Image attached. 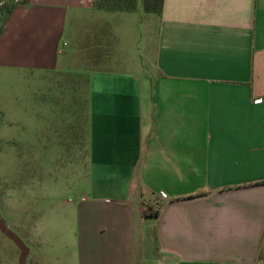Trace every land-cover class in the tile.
Returning <instances> with one entry per match:
<instances>
[{"label": "crops", "instance_id": "0c3cea01", "mask_svg": "<svg viewBox=\"0 0 264 264\" xmlns=\"http://www.w3.org/2000/svg\"><path fill=\"white\" fill-rule=\"evenodd\" d=\"M91 3L118 23L83 35L89 180L68 202L67 261L264 264V0H163L139 52L132 15L119 14L132 12ZM13 11L0 35V158L12 143L5 123L39 116V24L11 28ZM120 23L132 28L128 42ZM18 141L14 155L34 156L32 142ZM31 187L27 200L18 195L16 258L6 264L61 261Z\"/></svg>", "mask_w": 264, "mask_h": 264}, {"label": "rangeland", "instance_id": "374dc122", "mask_svg": "<svg viewBox=\"0 0 264 264\" xmlns=\"http://www.w3.org/2000/svg\"><path fill=\"white\" fill-rule=\"evenodd\" d=\"M108 14L93 9L91 0H28V4L17 7L9 19L11 28L22 21L35 20L39 24L41 75L35 84V88H39V116L35 124L29 123L25 117L26 124L10 125L9 116L4 118L12 143L5 145L4 149L9 156L0 158V228L7 236V242H2L0 237V264H6L4 255L9 263L16 258L12 242L17 231L16 216L24 206L18 195L27 200L34 185L38 187L40 212L50 219L52 233L45 240L53 239L61 256V261L54 264H70L66 259L70 231L65 230L68 228V214L72 213H68V202H75L85 194L89 180L84 147L89 70L82 51L86 44L83 35L88 30H97L105 19L117 22L105 17ZM119 14L132 15L135 25L133 40L139 52L144 24L151 14L144 12L141 1L137 11ZM116 28L122 32L121 40L128 42L132 31L130 25L120 23ZM9 40L10 35L6 41ZM5 85L10 88L9 93L15 94L20 83L16 75H11ZM33 137L37 139L33 140ZM22 138L34 144V156L25 155L19 159L13 154L15 147L11 145ZM18 144L23 142L18 141ZM20 152L27 153L26 149H20ZM48 199L54 201L48 202ZM71 223L69 221V225ZM30 245L28 249L32 247ZM32 250L28 251L31 253Z\"/></svg>", "mask_w": 264, "mask_h": 264}, {"label": "trees", "instance_id": "16d2710c", "mask_svg": "<svg viewBox=\"0 0 264 264\" xmlns=\"http://www.w3.org/2000/svg\"><path fill=\"white\" fill-rule=\"evenodd\" d=\"M139 1L146 13L160 14L162 11L163 0H93V6L96 9L108 11H137ZM28 0H0V35L3 32L4 25L8 16L19 4H27Z\"/></svg>", "mask_w": 264, "mask_h": 264}, {"label": "built area", "instance_id": "2783aa9c", "mask_svg": "<svg viewBox=\"0 0 264 264\" xmlns=\"http://www.w3.org/2000/svg\"><path fill=\"white\" fill-rule=\"evenodd\" d=\"M255 101H260V99H256Z\"/></svg>", "mask_w": 264, "mask_h": 264}]
</instances>
